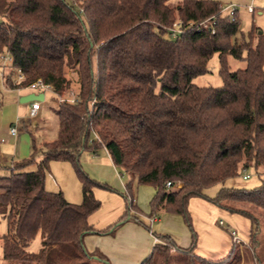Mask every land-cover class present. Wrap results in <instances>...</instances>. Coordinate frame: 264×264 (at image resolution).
Returning <instances> with one entry per match:
<instances>
[{"label": "trees", "instance_id": "obj_1", "mask_svg": "<svg viewBox=\"0 0 264 264\" xmlns=\"http://www.w3.org/2000/svg\"><path fill=\"white\" fill-rule=\"evenodd\" d=\"M220 4L0 0V53L9 56L0 63L6 86L21 87L40 78L60 98L71 83L67 71L77 74L73 100L64 96L54 108L55 136L37 150L30 138V154L11 161L0 174L3 264H87L92 255L109 264L101 252L86 250L82 237L112 234L125 221L150 229L135 214L137 184L154 187L147 216L179 214L190 233L189 245L181 247L169 234L152 231L156 240L138 264H168L170 258L177 264L214 262L193 253L190 196L247 217L255 242L259 218L254 210L264 212V39L258 27L236 39L238 18L234 12L231 19ZM173 24L179 31L170 36ZM213 53L221 84L193 83L194 76L207 71ZM228 56L243 59L244 66L230 69ZM16 68L23 77L13 81ZM101 148L128 179L119 191L122 213L107 226L94 228L86 219L100 204L92 188H114L89 176L80 156ZM51 160L71 164L80 182L79 202L44 187ZM29 164L34 168L25 169ZM249 165L261 166L258 184H221L213 195L204 192ZM36 236L39 246L30 249ZM170 248L178 254L170 256Z\"/></svg>", "mask_w": 264, "mask_h": 264}, {"label": "crops", "instance_id": "obj_2", "mask_svg": "<svg viewBox=\"0 0 264 264\" xmlns=\"http://www.w3.org/2000/svg\"><path fill=\"white\" fill-rule=\"evenodd\" d=\"M218 1L221 4L232 3L235 5L237 11V6H245L246 8V5H248L251 0ZM2 69L3 68L0 67V89L3 92L4 90L10 92L7 98L8 105H6L5 108L2 106L0 107V168L5 169V166L10 164L11 161L27 157L31 152V141L27 136L20 135L18 133V128H15L14 133L9 131L10 126L13 125L11 121L22 123V120L19 118H34L36 114L39 119L45 92L48 90L34 91L27 88L6 86L1 74ZM49 91L51 92V90ZM29 92H42V98L37 99L39 101V107L33 117H30L28 114L30 100L22 101L26 102L23 106L15 103L16 97L19 98L21 95ZM38 119L35 118L33 122L37 123ZM42 142L43 140L41 143ZM8 148H10V151ZM104 151L105 153H101L100 155H97V153L91 154L89 152H83L80 156L81 166L92 178L105 182L118 191H122L124 189V182H122L121 176H119L118 173L116 174L117 167L112 163L105 149ZM4 155H7V161L3 160L6 159L3 157ZM39 156L40 154L36 157ZM30 166H34V164L27 165L25 169ZM46 172L44 187L47 190H61L64 197L71 202H79L81 200L80 182L68 161L51 160L49 161V167ZM52 172L55 175L57 174V179H52L50 177L48 181L47 174ZM61 172L67 174L68 177H66L67 175H65L66 178L62 177ZM66 180H69V182ZM48 183L49 185H47ZM153 192L154 187L151 184H138L135 200L138 202L141 199V195L144 196V199L145 197L146 199L148 197V199H145L146 203L142 205L138 202L140 205L137 204V207L140 211L135 212L137 218L143 224H148V226L152 223L157 224L156 232L169 234L176 245L181 247L188 246L190 243V233L179 214L163 211L160 216H147L148 200ZM92 193L94 197L99 200L100 204L87 215L86 219L94 228H103L113 222L122 213L124 209V200L118 193L114 192V190H107L101 187H93ZM187 208L191 216L192 227L196 232L193 253L203 259L212 261L218 260L224 258L230 252L233 247L232 243H234L230 236V230H234L232 227L236 229V231H234L240 242H246L249 238V219L237 212L228 213L226 210L212 205L211 202L209 203V201L199 196H190L188 198ZM218 213H220V216H223L221 222L225 223L223 226L220 225L221 223H219V220L216 222ZM218 224L220 226H218ZM155 240L156 237L150 229L134 221H125L116 228L112 234L87 233L82 237V243L86 250H97L112 262L115 261L114 256H112L115 253L114 251H125L127 255L124 257V260L117 264H138L150 252ZM38 246L39 240L37 237L36 245L33 246V248L30 247V249L35 250ZM0 264H3L1 260V246Z\"/></svg>", "mask_w": 264, "mask_h": 264}, {"label": "rangeland", "instance_id": "obj_3", "mask_svg": "<svg viewBox=\"0 0 264 264\" xmlns=\"http://www.w3.org/2000/svg\"><path fill=\"white\" fill-rule=\"evenodd\" d=\"M249 4L252 5L253 10L252 11H247L245 6H237L238 10L235 11L236 17L238 18V30L242 31L240 33V31H238L236 33V39H240L241 37H245V33L247 32V30H249L250 28H252V30H255L254 28L258 27L257 31H261L263 33V39H264V0H251L249 1ZM4 53H0V63H3V58L2 55ZM227 64L228 67L230 69L236 68V67H242L244 66L245 62L243 59H238V58H234L232 56H228L227 57ZM217 66H218V61H217V54L213 53L211 55V57L208 59L207 63H206V67H207V71L201 74H198L196 76H194L192 78V82L197 84V85H212V86H218L221 84V77L219 76L218 72H217ZM263 68H264V60H263ZM15 69L12 72V78L15 76ZM67 75L71 78V83L69 88L67 89V91L59 98L54 97V95L52 94V92H50L49 90L45 92V97L43 100V106L40 112V116L39 119L37 118V114L34 118H19L20 120H22V123H18L17 121H11V123L13 124L12 126H14L16 129L18 128V133L20 135H24L27 136L28 139L32 138L34 141V144L36 145V150L42 145L41 141H45V140H50L52 139L55 134H56V130H57V117L54 111V108L56 106V104L59 102V100L61 98H63L64 96H72L73 93H75L76 88H77V74L73 71V70H68L67 71ZM1 82V81H0ZM0 107H4L6 105H8L7 102V98H8V94H10L9 91L4 90V92L0 89ZM15 103H18L19 105L23 106L26 104V102H20L18 100V97H16L15 99ZM21 116V115H20ZM38 119L37 123H34V119ZM18 123V124H17ZM38 146V147H37ZM10 148H8L9 150ZM10 151V150H9ZM101 153H105L104 149L101 148L98 150L97 155H100ZM85 155V154H84ZM3 157H5L7 161V155H4ZM34 166H30L27 167V170L33 169ZM243 168H241V166L239 167V172L236 176L227 178L226 180H224V182H218V183H214L206 188H204V192L208 195H213L214 192L216 191V189L221 185H232V186H236V187H252L256 184L259 183L260 178H261V166H256V169L253 168L252 165H249L246 169L245 172L249 173V176L247 178H242L241 174L243 173ZM5 169L0 168V174H4ZM47 173V172H46ZM53 173V172H52ZM48 173L47 177H48V181L50 179V177L52 179H57V174L55 175L54 173ZM119 174V176H121L122 182L125 183V181L128 179L127 178V174L121 170L120 168H116V174ZM52 174V175H51ZM62 177H65V173H62ZM55 177H54V176ZM68 177V175L66 176ZM65 177V178H66ZM57 181V180H56ZM67 182H69V180H66ZM58 182V181H57ZM59 183V182H58ZM49 185V183L47 184ZM137 185H134V189H133V202L135 203V205L137 206V204H145L146 203V197L145 199L143 198L144 196L141 195V199L137 202L135 200V197L137 196L136 194V188ZM114 192L118 193L120 196L121 194L119 193L118 190L114 189ZM122 197V196H121ZM202 198V197H201ZM204 199V198H203ZM206 200V199H205ZM149 201V200H148ZM208 201V200H207ZM210 203V201H209ZM212 203V202H211ZM139 204V205H140ZM212 205H216L214 203H212ZM216 207H219L221 209H224L218 205H216ZM138 208V207H137ZM226 210V209H224ZM140 210L138 209V212ZM228 213H230L231 211L226 210ZM130 212H133L130 210ZM254 213L258 216L259 218V225L258 228L256 229V232L252 235V238L255 239V242H253L251 240V235H250V231H249V238L247 239L246 242H234L232 243L233 247L232 250L230 251V254H228V256H226L223 259H218V260H214V262H206V261H201L198 259H195V264H264V212L263 211H259V210H254ZM162 213L159 212L158 216H160ZM221 219V222L223 220V216H220V213L217 214L216 216V222L218 220ZM148 225V224H147ZM220 225H225V223H221ZM218 224V226H220ZM150 231H155L157 230V224L152 223L150 226ZM235 231L236 229L234 227H232ZM5 229V223L4 220L2 218H0V232L3 231ZM238 233V231H237ZM37 243V236L30 242V246L31 248H33V246H35ZM173 248H170L168 250V253L170 256L174 255V254H178L175 253V251L172 250ZM115 253L112 255L115 258V261H110L109 259V264H117L118 262H122L124 260V257L127 255L125 251H114ZM182 253H179V255ZM186 255V254H185ZM93 257H87V264H107L105 262H103L100 259H97L95 257V255H92ZM2 260V259H1ZM158 260V259H157ZM168 264H177V262L173 259L170 258V261L168 262Z\"/></svg>", "mask_w": 264, "mask_h": 264}, {"label": "built area", "instance_id": "obj_4", "mask_svg": "<svg viewBox=\"0 0 264 264\" xmlns=\"http://www.w3.org/2000/svg\"><path fill=\"white\" fill-rule=\"evenodd\" d=\"M219 8L221 11H226L227 14L230 16V18L233 19L234 12L236 11L235 5H233L232 3L220 4ZM246 10L252 11L253 10L252 5H250V4L246 5ZM200 23L204 24L205 20L201 21ZM178 31H179V28H178L177 24H173V26L170 28L169 35L174 36ZM2 58L4 60L3 63H6L9 60L8 54H3ZM15 71L16 72H15V76L13 77V81H18L23 77V74L19 68H16ZM21 88L32 89L34 91L35 90L44 91V90H50L51 86H50V84L43 82L40 78H36L35 80L25 84L24 86H21ZM70 99L73 100L72 97H70ZM38 107H39V101L37 99L30 100V108H29V113H28L30 117L35 116L36 110ZM9 131L11 133H14L15 127L10 126ZM242 170H243V173L241 174L242 178L248 177V173L245 172V169L243 168ZM169 184H170V181L165 182L166 186H168ZM219 223H221V220H219ZM230 236H231L233 242H239V238L237 237L234 230H230Z\"/></svg>", "mask_w": 264, "mask_h": 264}, {"label": "water", "instance_id": "obj_5", "mask_svg": "<svg viewBox=\"0 0 264 264\" xmlns=\"http://www.w3.org/2000/svg\"><path fill=\"white\" fill-rule=\"evenodd\" d=\"M40 98H42V92L39 93L29 92L27 94L21 95L18 98V100L22 102V101H28V100L40 99Z\"/></svg>", "mask_w": 264, "mask_h": 264}]
</instances>
